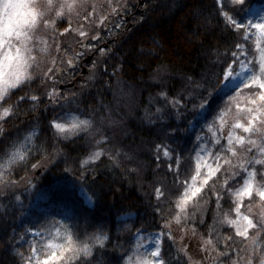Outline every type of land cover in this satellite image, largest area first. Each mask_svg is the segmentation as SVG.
<instances>
[{
	"label": "trees",
	"instance_id": "trees-1",
	"mask_svg": "<svg viewBox=\"0 0 264 264\" xmlns=\"http://www.w3.org/2000/svg\"><path fill=\"white\" fill-rule=\"evenodd\" d=\"M90 2L96 3L99 10L107 0ZM222 2L226 5L225 10H231L230 14L245 20L248 11L256 4H263L264 0H244L242 5H233L231 0ZM131 4L136 7H131L125 14L123 27L118 32H113L110 37L106 31L101 32L107 41L101 46L111 47L114 51V55L107 60V74H103L105 65H99L98 71L93 70L92 79L87 80L90 71L82 75V67L86 64L81 61L82 66L72 79L57 84L58 90L64 94L77 93L80 109L94 113L95 127L99 129L94 137L85 139L86 134L81 133L70 140L53 138L46 125L53 115L54 106L43 97L40 79H34L31 88L26 89L42 95L44 104L39 106V111L30 112V105L23 104L17 108V96L24 94L18 91L6 104L0 105V140H4V144L0 145V169L7 162L4 153L12 150L7 146L16 142L17 148L31 136L32 151L27 153L28 158L13 162L5 173L11 171L10 178L20 181L14 189L19 200L27 199L30 184H36V189L48 194V198L24 218L22 215L27 209V201L22 206L13 197L0 201V264H22L18 252L27 254L29 245L34 241L46 248L56 232V228L51 226L53 221L64 222L69 227L75 223L80 232V242L94 244L89 237L108 235L103 248L94 244L93 255L88 258L92 264L115 262L124 256L125 250L131 255L138 244L134 236L138 232L159 233L166 222L162 216L176 236V243L165 238L162 256L166 264H177V257L181 258L180 264H192L188 253L185 256L179 251L182 245L178 240L179 234H193L192 229H195L194 235L205 241L212 232L211 238L217 244V251H224L223 237L234 234L235 230L230 225L219 222L229 212L230 201H221L223 211L217 212L214 197L211 200H194L186 209L187 217L191 219L180 214L179 224L176 221L179 213L175 207L177 196H171L172 203L163 208L162 216L153 212L151 205L156 203L150 199L153 184L162 181L171 187L168 178L156 169L153 160L155 145L178 146L187 158L195 136L203 134L202 129L206 133L207 129L204 118L196 117L189 110L191 119L176 123L192 126L186 133L181 130L179 139L170 142L165 140L159 127L148 122L146 114L154 113L156 107L161 106L158 102L149 103L160 91L157 85L163 83L170 90V95L179 94L185 90V77L199 79L214 60L225 59V53L234 50L233 46L240 37L231 35L225 27L224 18L217 17L219 5L215 4V0H144L143 5L141 0H131ZM66 26V22L58 21L56 29L62 32ZM73 27H76L74 19ZM57 39L75 47L77 37L73 34ZM62 55V52H56L53 45L43 71H47L48 67H53L54 71L60 67L59 58ZM53 59H56L55 65ZM96 59L98 55H94L93 60ZM88 67L91 68L92 64ZM114 68L115 75H112ZM216 71L218 73L219 68ZM223 83V80H214L215 87H209L213 93L211 110L218 111L228 102V96L218 90ZM81 85L86 86L81 88ZM60 86L64 89L61 90ZM5 107L11 108L12 114L6 115L3 111ZM75 107L72 105V108ZM33 132L35 135H31ZM102 135H107L111 142L102 141L96 145L95 141L101 140ZM98 150H103L105 154L90 160L92 153ZM194 155L190 165L182 161L189 176L195 174ZM161 156L163 158L162 153ZM37 162L42 165L39 172L31 168ZM21 177L25 179L21 180ZM8 178L5 175V179ZM81 188L93 197V207L86 205ZM122 216L128 218L120 219ZM38 223L49 228V232L43 233L42 240L19 239L21 234H26L27 229ZM28 238L26 234L25 239ZM117 244L122 247H115ZM120 264H123L122 259Z\"/></svg>",
	"mask_w": 264,
	"mask_h": 264
},
{
	"label": "snow or ice",
	"instance_id": "snow-or-ice-1",
	"mask_svg": "<svg viewBox=\"0 0 264 264\" xmlns=\"http://www.w3.org/2000/svg\"><path fill=\"white\" fill-rule=\"evenodd\" d=\"M231 3L242 5L244 0H231ZM215 4L219 5L217 17H223L229 33L238 35L240 39L234 44V50L225 53V59L214 60L199 79L185 77V90L179 94L170 95V90L163 83L157 85L160 91L149 103L158 102L161 106L156 107L154 113L146 115L149 123L162 130L165 140L174 142L179 139L181 130L186 133L188 127L192 126L176 123L191 119L189 110L196 117L204 118L207 132L204 133L202 129L203 134L195 136L187 158L184 150L178 146L155 145L153 160L156 169L163 172L171 187L162 181L154 183L150 199L156 203L151 206L155 214L162 216L163 208L172 203L171 196H177L175 207L179 210L176 216L179 224L180 214L191 219L187 217L186 209L194 200H211L214 197L217 212L223 211L221 201H230L229 212L219 222L230 225L235 230L234 234L223 237L224 251H217V244L211 238L212 232H209L210 238L200 248L204 253L200 264L209 256L212 257L211 264H264V18L245 23L230 14L231 10H225L226 5L222 0H215ZM131 7H136L131 0H115V3L114 0H107L99 10L96 3L90 0H0V105L6 104L18 91L24 94L17 96V108L23 104L30 105V112L39 111V106L44 104L42 95L26 89L31 88L34 79H40L43 97L54 106L53 115L46 125L53 138L70 140L81 133L86 134L85 139L94 137L99 132L95 127L94 113L80 109L77 93L64 94L58 90L57 84L72 79L82 66L83 57L88 54L98 55V59L93 60L87 80L92 79L93 70L98 71L99 65H105L103 74H107V60L114 55V51L111 47L101 46L107 44L101 32L106 31L109 37L113 32H118ZM73 19L76 27H73ZM58 21L67 23L62 32L56 29ZM73 34L77 37L75 47L57 39ZM45 36L52 41L51 45ZM53 45L57 53H63L59 58L60 67L55 71L53 67L43 71L41 55ZM52 63L55 65L56 59ZM216 68H219L218 73ZM115 71L114 68L112 75H115ZM214 80L224 81L219 91L228 89L225 93L228 102L218 111L211 110L210 103L213 93L209 87H215ZM85 86L81 85V88ZM72 105L76 107L72 108ZM3 111L6 115L12 114L11 108L5 107ZM31 135H35V132ZM30 139L31 136L25 138L26 141ZM102 141L110 143L111 139L102 135L95 144L99 145ZM3 144L4 140H0V145ZM7 147L12 149L4 153L9 164L28 158L27 154H19L16 142ZM31 151L29 149V153ZM56 151L59 152V149ZM193 153L195 174L189 176L182 161L190 165ZM104 154L103 150L94 151L89 159L96 160ZM41 166L37 162L31 168L35 170ZM5 175L9 178L5 179ZM11 175V171H0V201L9 197L19 200L14 189L20 181L11 179ZM84 178L87 179V176ZM24 179L21 177V180ZM162 218L166 222L152 239L153 247L150 250L141 252L143 244L138 242L131 255L125 250L126 259L122 256L108 264H120L121 259L123 264H166L162 256L165 238L176 243V236L167 219ZM200 223H203L202 219ZM51 226L56 228V237L61 238L63 243L49 241L44 248L34 241L29 245L27 254L18 252L22 264H92L88 258L93 255L94 244L103 248L108 240V235L104 234L102 237H89L94 244L80 242V232L75 223L64 227L59 221H53ZM195 231L192 229L193 235ZM45 232H49V228L39 223L26 230V234L30 233L33 238L39 237L41 240ZM26 234H21L19 239L24 241ZM180 239L183 241L184 236ZM115 247L122 246L117 244ZM185 249L186 243L180 246L179 251L187 256ZM180 259L177 257V264H180ZM188 260H191L190 256Z\"/></svg>",
	"mask_w": 264,
	"mask_h": 264
},
{
	"label": "rangeland",
	"instance_id": "rangeland-1",
	"mask_svg": "<svg viewBox=\"0 0 264 264\" xmlns=\"http://www.w3.org/2000/svg\"><path fill=\"white\" fill-rule=\"evenodd\" d=\"M261 18H264V3L263 4H256L252 7V9H250L248 11V13L245 16V20L244 22L246 23L248 20H252L254 22L259 21ZM45 40L48 41V43L51 45L52 41L48 38V36L44 37ZM51 51V47L48 48V50L44 53H42L41 55V68L43 70L44 65L46 64L45 62H47V56ZM231 87V86H230ZM228 91V89H225L224 91H222V93H226ZM234 95V94H233ZM74 114V113H72ZM67 119V117H66ZM33 143V138L31 137L30 141H26L24 140L17 148L19 149V154L20 155H25L29 152V149H31L30 146H32ZM21 145H23V147H21ZM19 160V159H17ZM16 160V161H17ZM10 166V164L7 162L1 167L0 171L6 172L8 167ZM41 167H38L37 169H35L34 171L39 172L41 171ZM37 185L36 184H30L29 186V191L27 192V199L23 200L20 199L18 200V203L22 206L23 204H25L26 202V211L23 213L22 218H24L25 216L29 215V212L31 209H35L39 206L40 202L43 200H46V198H48V194L45 191H42L41 189L38 190L36 189ZM80 193L83 195V197H85L86 200L90 201L91 204L94 203V200L91 199L90 197H88L89 195L86 193V190L81 188L80 189ZM62 226L64 227H69L68 224L61 222ZM155 234L157 233H153V234H146L143 232H138L135 237L136 241L140 242L143 244V247L140 249L141 252H144L146 250H150L153 247L152 244V239H154ZM28 235V239L26 240H40L39 237L33 238L32 235L30 233H27ZM61 235H63V231L61 232ZM184 236V240L182 241L180 239L181 236ZM178 240H180V242L182 244L186 243V251L188 253V255L191 257V261L192 264H200L201 261V257L204 256V253L200 250V248L203 246V240L196 237L193 234H179L178 236ZM52 243H63V240L59 237H56V232L51 236V239L49 240ZM49 243V242H48ZM211 260L212 257H207L203 260V264H211Z\"/></svg>",
	"mask_w": 264,
	"mask_h": 264
},
{
	"label": "water",
	"instance_id": "water-1",
	"mask_svg": "<svg viewBox=\"0 0 264 264\" xmlns=\"http://www.w3.org/2000/svg\"><path fill=\"white\" fill-rule=\"evenodd\" d=\"M90 60H92V56H91V57H88V58L86 59L87 63H90V62H91ZM83 73L85 74L86 71L84 70ZM70 86H72V84H70ZM62 88H63V87H61V89H62Z\"/></svg>",
	"mask_w": 264,
	"mask_h": 264
},
{
	"label": "flooded vegetation",
	"instance_id": "flooded-vegetation-1",
	"mask_svg": "<svg viewBox=\"0 0 264 264\" xmlns=\"http://www.w3.org/2000/svg\"><path fill=\"white\" fill-rule=\"evenodd\" d=\"M143 4H144V0L143 1L141 0V5H143ZM84 67L85 66L82 67V70H83ZM82 70H81V73H82Z\"/></svg>",
	"mask_w": 264,
	"mask_h": 264
}]
</instances>
